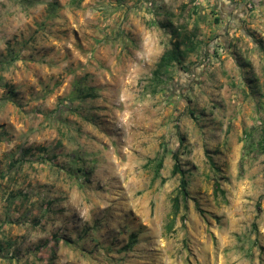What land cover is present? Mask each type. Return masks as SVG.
Masks as SVG:
<instances>
[{
	"label": "rangeland",
	"instance_id": "1",
	"mask_svg": "<svg viewBox=\"0 0 264 264\" xmlns=\"http://www.w3.org/2000/svg\"><path fill=\"white\" fill-rule=\"evenodd\" d=\"M191 1L0 0V264H264V100L242 86L264 67L196 53L154 78L164 25L208 19ZM163 147L190 181L171 233Z\"/></svg>",
	"mask_w": 264,
	"mask_h": 264
},
{
	"label": "crops",
	"instance_id": "2",
	"mask_svg": "<svg viewBox=\"0 0 264 264\" xmlns=\"http://www.w3.org/2000/svg\"><path fill=\"white\" fill-rule=\"evenodd\" d=\"M197 1L205 8V13H209L206 23L200 24L201 32L196 40V53H201V61L207 55L212 58L219 56L218 53L223 49L225 57H230L231 62L238 66L239 72H250L255 66L264 67V0ZM249 1L252 7H249ZM245 81L252 85L247 87L245 82L240 84L254 92L249 100L253 103L258 98L264 100V95H256L264 90V78L257 74ZM7 243L11 246L10 241Z\"/></svg>",
	"mask_w": 264,
	"mask_h": 264
},
{
	"label": "trees",
	"instance_id": "3",
	"mask_svg": "<svg viewBox=\"0 0 264 264\" xmlns=\"http://www.w3.org/2000/svg\"><path fill=\"white\" fill-rule=\"evenodd\" d=\"M192 0L191 2H193ZM73 5H80L82 0H71ZM183 18V17H182ZM206 17H200L199 11L196 6H193L187 17L183 21H178L176 25L172 21H169L164 25L165 28L169 29L171 32V46L172 48L165 51L161 56L160 61L157 64V69L154 71V78L160 83L166 82V77L172 66L179 64L182 65L184 61L196 54L198 49V44L196 40L200 36L201 23H206ZM72 101V100H71ZM183 146V143H181ZM258 147L263 150L264 154V129L262 130V135L258 143ZM168 154H171L173 160V166L171 170V177H178L179 185L172 199L171 203V213L168 217V222L166 224L165 230L167 233L174 231L177 219L182 212H187L189 209L190 196V181L188 178V173L183 169L181 163V151L176 152L169 151L166 147H163L162 151L159 152L153 159L149 160L145 165L146 168L152 170L153 178L152 184L160 182V185H164L167 179L163 178L162 171L165 167V160ZM210 167L218 172L219 169L214 162L212 157L208 156ZM80 170V169H79ZM214 196L217 200H226V192L222 189L221 184L218 181L214 183ZM197 211L204 218L205 212L201 209L200 205L196 204ZM256 228V225L254 226ZM133 240L126 246V249L131 248L134 243ZM2 253V250H0Z\"/></svg>",
	"mask_w": 264,
	"mask_h": 264
},
{
	"label": "built area",
	"instance_id": "4",
	"mask_svg": "<svg viewBox=\"0 0 264 264\" xmlns=\"http://www.w3.org/2000/svg\"><path fill=\"white\" fill-rule=\"evenodd\" d=\"M249 3H250V4H249V7H252V3H251L250 1H249ZM223 52H224L223 49H221V50H220V53H223Z\"/></svg>",
	"mask_w": 264,
	"mask_h": 264
}]
</instances>
